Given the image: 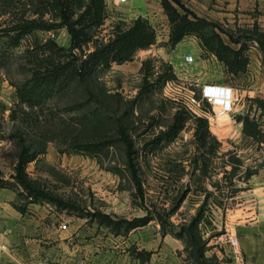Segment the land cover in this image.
<instances>
[{"label": "rangeland", "instance_id": "obj_1", "mask_svg": "<svg viewBox=\"0 0 264 264\" xmlns=\"http://www.w3.org/2000/svg\"><path fill=\"white\" fill-rule=\"evenodd\" d=\"M159 1L167 17L148 18L156 40L138 49L132 61L101 65L84 82L50 81L45 90L31 94L27 89L35 70L43 72L49 61L68 60L66 50L52 47L49 40L66 46L71 35L64 25L27 32L13 28L26 18L59 21L57 9L46 0H0V184L17 191L19 204L35 197L20 181L22 143L42 150L24 166L28 182L67 202L70 211L121 231L129 220L149 217L162 229L179 232L199 217L202 239L219 236L226 222L254 202L264 185V96L240 88L233 110L221 112L203 89L231 75L212 49L218 35L234 47L241 42L229 33L249 44L248 51L258 48L264 62L259 38L264 24L208 18L186 0L197 16L218 26L209 23L199 30L198 24L174 43L172 22ZM104 4L105 20L91 29L78 54L109 42L132 24L134 19L114 15ZM201 33L209 36L211 47L204 45ZM199 46L202 50L195 51ZM187 53L194 61L185 59ZM18 88L32 96L30 103L20 100ZM179 111L187 117L179 130L171 131ZM247 112L260 122L257 135L243 130L241 116ZM199 114L214 117L206 143L196 131Z\"/></svg>", "mask_w": 264, "mask_h": 264}, {"label": "crops", "instance_id": "obj_2", "mask_svg": "<svg viewBox=\"0 0 264 264\" xmlns=\"http://www.w3.org/2000/svg\"><path fill=\"white\" fill-rule=\"evenodd\" d=\"M106 1L112 13L123 19L167 17L159 0ZM187 2L199 15L215 20L238 17L264 24V0ZM254 48L248 51L246 71L230 72L229 77L210 83L231 86L236 96L240 88L243 93L264 96V62L257 54L260 50ZM138 65H143V59ZM208 117L211 127L214 117ZM256 191L254 202L246 206L244 214L226 222L222 234L204 236L207 258L217 264H264V185ZM17 196L15 189L0 187V264H197L185 239L164 231L159 223L149 220L128 231H116L51 200L31 201L22 210L16 205ZM62 222H67L66 228L61 227ZM226 230L238 238L242 259L235 256Z\"/></svg>", "mask_w": 264, "mask_h": 264}, {"label": "trees", "instance_id": "obj_3", "mask_svg": "<svg viewBox=\"0 0 264 264\" xmlns=\"http://www.w3.org/2000/svg\"><path fill=\"white\" fill-rule=\"evenodd\" d=\"M104 1L105 0H46L47 3H50L57 9L58 15L60 16L59 21L52 22L44 18L40 20L37 18H26L23 22L13 25V28L19 29L21 32L33 30L35 27L51 29L64 25L71 35L70 44L66 46L59 45L54 39L49 40L52 47H57L64 51L66 50L65 52H67L68 60L49 61L45 68L42 69L43 72L35 70L30 81L32 85H28V87H30V89H27L28 93L32 92L31 94H33L38 88L45 90L47 88L45 86L46 83L50 81H54L55 83L57 80L63 81L75 78L80 82H84L83 80L93 74L101 65H111L113 61L123 62L132 60L138 49L148 47L155 42L156 33L154 27L148 18L139 15L132 21L129 28L120 29L116 36L109 42L82 55L75 52L77 48L82 46L84 40L92 36L91 29L99 26V24L105 20ZM162 3L172 22L171 39L174 43L178 42L186 34L197 30L196 25L198 24L199 30H201L202 25L209 23L218 26V24L206 17L197 16L198 14L193 12L183 0H162ZM190 13L194 14L195 18H191ZM262 33L263 34L260 35L261 37H259L261 41L260 49L264 50V32ZM201 34V38L205 39L204 45L211 47L209 36L207 37L203 33ZM218 36L219 37L216 38L217 43L212 45V49L214 48L219 54V57L226 62L229 71L231 73L246 71L250 62V54L248 52L249 44L247 45L243 40L235 38L233 34L229 33L232 40L241 42L239 47H234L226 43L220 35ZM174 75L175 74L172 73L171 77H174ZM18 95L20 100H28L29 103L31 102L32 96H27V94L22 91V88H18ZM261 105L264 107V100H261ZM186 117L187 116L184 115L182 111H179L175 117V121L170 127L171 131L179 130V128L183 126ZM197 120V134L200 139L203 140V143H206L208 136L211 135L210 119L205 114H199L197 115ZM241 120L244 122L243 130L245 133L257 135L261 131L260 122H258L257 118L252 116L251 113L247 112L243 114ZM41 151V149L36 147L32 149V146L22 143L18 153V168L21 170L20 181L28 187L31 196H33L34 193L35 197H33L32 201L47 199L56 202L60 207H67V202L60 199L58 200L52 197V194L36 188V186L28 182L24 177V166ZM208 159L210 160L211 158L208 156ZM209 160L206 162V167L209 165ZM2 186L6 185L0 184V187ZM16 205L22 210H25L27 207V204L22 205L18 202H16ZM149 220V217L143 218L141 222H136V219L129 220L128 224L130 225L126 227L125 231L137 225L144 224ZM195 222L196 223H193L191 226H184L181 231L174 233L185 239L189 251L195 257L197 264H217L211 258L205 256L206 239H202L201 229H197L198 224L201 222L200 218L198 217ZM110 227L116 231H121L120 226L119 229H117L114 224ZM163 230L166 231L165 229Z\"/></svg>", "mask_w": 264, "mask_h": 264}, {"label": "built area", "instance_id": "obj_4", "mask_svg": "<svg viewBox=\"0 0 264 264\" xmlns=\"http://www.w3.org/2000/svg\"><path fill=\"white\" fill-rule=\"evenodd\" d=\"M119 2H125L127 0H118ZM185 59L189 62L194 61V55L192 53H187ZM203 96L209 100L212 104H222L221 112H228L233 110L234 105L238 99V96L235 95L231 86H224L216 83H209L204 86ZM198 102V99H195ZM67 222H62L61 227L66 228ZM226 235L233 244V250L235 256L242 259V253L238 248V238L236 235H232L229 230H226Z\"/></svg>", "mask_w": 264, "mask_h": 264}, {"label": "bare ground", "instance_id": "obj_5", "mask_svg": "<svg viewBox=\"0 0 264 264\" xmlns=\"http://www.w3.org/2000/svg\"><path fill=\"white\" fill-rule=\"evenodd\" d=\"M216 105H221V107H222V104H216Z\"/></svg>", "mask_w": 264, "mask_h": 264}]
</instances>
